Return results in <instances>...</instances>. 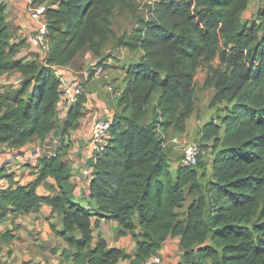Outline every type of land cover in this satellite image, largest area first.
<instances>
[{
    "label": "trees",
    "instance_id": "trees-1",
    "mask_svg": "<svg viewBox=\"0 0 264 264\" xmlns=\"http://www.w3.org/2000/svg\"><path fill=\"white\" fill-rule=\"evenodd\" d=\"M250 1H156L151 19L118 38L120 46L143 55L127 69L115 99L110 141L95 155L87 205L77 200L69 164L58 151L38 159V177L28 185L0 171V182L9 181L6 188L0 184V224L52 206L62 221L61 230L52 229L69 245L62 255L72 264H143L176 236L179 264H264V23L242 21ZM122 2L56 0L46 12L50 51L41 62L16 56L8 5L0 0V77L12 71L22 77L19 87L0 92V147L20 149L77 128L86 96L70 107L59 131L55 67H67L86 51L101 57ZM262 14L264 21V8ZM216 58L221 65L211 67L205 87L215 90L212 105L224 104V115L220 124L204 125L202 140L218 151L211 180L203 183L200 162L172 171L164 146L171 132L185 130L197 72ZM42 182L50 195L38 193ZM94 216L95 227L113 219L120 237L132 233L136 253L111 247L101 235L94 243ZM14 238L13 230L0 231V242Z\"/></svg>",
    "mask_w": 264,
    "mask_h": 264
},
{
    "label": "crops",
    "instance_id": "crops-1",
    "mask_svg": "<svg viewBox=\"0 0 264 264\" xmlns=\"http://www.w3.org/2000/svg\"><path fill=\"white\" fill-rule=\"evenodd\" d=\"M6 3H8L7 14L12 33L11 40L18 45L19 49L16 56L27 61H41L43 56L31 42L30 28L32 22L26 16H22L20 0H7ZM94 59L99 61L100 57L95 56ZM74 62L66 68L70 69L71 72H82L79 71L82 62L76 64ZM4 77L5 74L0 77V82H3ZM21 78L20 74V77L16 79V83L21 82ZM111 81L112 79L108 82ZM88 82L84 111L79 118L77 128L64 135L61 132L51 133L44 141L37 139L20 149H13L8 146L0 147V171L4 170L5 173L12 174L13 180L20 186L35 182L39 174L38 159L45 155L49 156V153L60 145L59 150L64 153L63 159L65 156L68 159L72 174L71 180L75 186V196L79 202L87 205L91 179L83 177L81 170L91 157L88 138L90 128L97 119H107L109 116L114 118L117 109V103L115 110L109 109L110 94L106 85L101 84L102 80H90ZM17 87L19 85L14 86V88ZM123 88L122 86V90ZM65 136L69 140V148H64ZM48 182L53 184L54 180L49 178ZM0 184L6 188L9 186V181L3 179ZM37 190L42 196L51 194V190L46 187L44 182L38 186ZM96 221L97 217H92L94 243L97 242V237L101 235L109 242L111 247L122 249L129 255L136 253L137 242L132 233L120 237L118 235L120 227L117 221L104 218L99 220V226L95 227ZM52 224L58 230L62 229L60 216L57 212H54L52 206L46 204L38 212L17 217L11 216L1 223L0 231L13 230L15 238L11 241L0 242V264H72L62 255L63 250L69 248V245L63 237L55 233ZM140 233L141 230L137 229L136 234ZM180 243L181 237L179 236L167 239L158 253V256L162 259L160 264H179L182 261ZM130 263L131 260L129 259L118 262V264Z\"/></svg>",
    "mask_w": 264,
    "mask_h": 264
},
{
    "label": "rangeland",
    "instance_id": "rangeland-1",
    "mask_svg": "<svg viewBox=\"0 0 264 264\" xmlns=\"http://www.w3.org/2000/svg\"><path fill=\"white\" fill-rule=\"evenodd\" d=\"M5 3L7 0H3ZM56 0H35L34 6L46 7L51 6ZM122 5H120L114 12L112 18V29L113 36L111 41H109L106 48L103 50V55L100 57L99 61L95 60V55L91 51H86L78 56L75 60V64L82 62L81 70L90 68L93 64H98L101 61L105 64L108 77L101 79L104 85L110 86L116 90L122 91V86L126 84L125 73L130 65L138 62L143 55L142 51L131 52L126 47L120 46L118 43V38L122 37L125 33L129 34L132 32L141 22H146L153 17V8L156 1L159 0H123ZM22 2V0H20ZM8 4V3H7ZM21 6V14L25 17L23 5ZM264 8V0H251L248 8L242 14V21L247 23H264L262 20ZM12 41V40H11ZM12 43H14L12 41ZM39 59V58H37ZM112 59V60H110ZM110 60V61H109ZM43 59H41V62ZM109 61V62H108ZM221 65L220 59L216 58L211 63H204L198 70L195 77L196 84V96L194 112L188 118L186 123V128L183 132L173 131L166 138L165 150L169 157L171 170H176L180 165L183 158L184 148L191 144L196 143L201 147L202 153L199 156V171L202 175V182H209L213 174V162L217 154V149L214 148L213 142H204L202 140L204 125L209 121L214 120L216 123H221L218 119L219 116L224 115L223 105L215 106L212 105L213 97L215 95V90L212 88L205 87V80L207 75L210 73L211 67H219ZM80 73V72H79ZM113 73V77H112ZM111 76V77H110ZM20 77L18 71H12L5 74L3 82H0V92L4 89L10 87L14 88L16 85H20V82L16 83V79ZM110 79H112L111 82ZM100 80V81H101ZM118 81H121L120 83ZM89 82L86 83V85ZM121 88V89H120ZM158 95L154 96L156 100ZM108 103V107L111 110H115L116 100H111ZM155 103V102H154ZM153 103V105H154ZM149 110V120L152 118V108ZM119 112V111H118ZM58 124L60 127L59 131H62L64 120L59 118ZM65 133H63L64 135ZM68 134V133H66ZM65 148H69V140L65 136ZM64 160L68 163V159L65 156ZM194 196L188 198L185 203V211L189 204L193 201Z\"/></svg>",
    "mask_w": 264,
    "mask_h": 264
},
{
    "label": "built area",
    "instance_id": "built-area-1",
    "mask_svg": "<svg viewBox=\"0 0 264 264\" xmlns=\"http://www.w3.org/2000/svg\"><path fill=\"white\" fill-rule=\"evenodd\" d=\"M35 0H22L24 14L31 23V42L39 50L43 59L50 51L49 26L46 19L47 8L45 5L34 6ZM57 77L60 79L58 112L59 118L65 119L70 107L77 100L85 95L86 83L90 80H101L108 77L104 64H94L80 73L71 72L66 67H55ZM107 90L112 100L120 97L121 91L107 86ZM113 117L107 119H97L90 128L88 135L91 150L90 160L83 166L81 172L83 177L91 179L95 170L96 154H100L108 146L111 137V126ZM60 146V145H59ZM59 146L54 149L49 156H55ZM202 153L201 147L196 143H191L184 148L181 165L184 167H194L198 164V159ZM92 161L94 163H92ZM162 259L156 255L147 259L143 264H160Z\"/></svg>",
    "mask_w": 264,
    "mask_h": 264
}]
</instances>
